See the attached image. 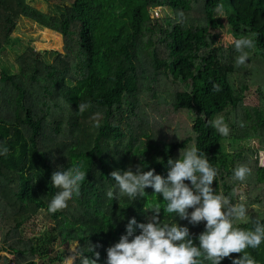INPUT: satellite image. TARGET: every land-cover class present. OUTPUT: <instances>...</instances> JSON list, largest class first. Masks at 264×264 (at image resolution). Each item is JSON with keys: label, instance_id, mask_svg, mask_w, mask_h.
Returning <instances> with one entry per match:
<instances>
[{"label": "trees", "instance_id": "obj_1", "mask_svg": "<svg viewBox=\"0 0 264 264\" xmlns=\"http://www.w3.org/2000/svg\"><path fill=\"white\" fill-rule=\"evenodd\" d=\"M39 1H55L59 15L43 14L25 0H0V54L13 41L21 18L61 35L64 45V54L27 48L15 57V72L0 64V146L9 149L0 156V233L6 230L0 237V264H64L75 240L85 252L99 245L94 247L100 253L97 264H104L105 248L124 233L129 217L145 222L143 212L158 206L161 223H174V214L164 210L151 188L131 205L123 196L109 199L110 173L129 166L134 171L141 164L144 171L165 176L168 159H182L191 144L218 169L212 184L216 192L236 203V187L252 188L255 198L246 206L259 210L250 220L264 218V166L257 163L258 152H264V85L257 83L256 89L250 76L257 70L247 68L258 63L260 76L264 71V0ZM217 4L224 17H216ZM158 8L172 16L152 19L150 13ZM253 33L258 35L255 47L247 50L248 64L237 67L239 53L232 41ZM53 55L57 58L50 62ZM253 89L255 102L245 104ZM83 102L89 107L80 112L76 107ZM160 105L189 120L183 139L171 140L155 129L154 110ZM146 106L151 109L147 115ZM219 116L229 125L228 137L209 126ZM252 140L258 147L245 149L243 143ZM225 142L241 144L240 150L225 153ZM75 165L86 171L79 194L66 208L47 213L58 191L51 173ZM239 165L250 169L244 182L232 179ZM39 212L47 226L32 238H21ZM177 223L187 226L197 243L203 222L192 226L177 218ZM247 251L264 264V244Z\"/></svg>", "mask_w": 264, "mask_h": 264}, {"label": "clouds", "instance_id": "obj_2", "mask_svg": "<svg viewBox=\"0 0 264 264\" xmlns=\"http://www.w3.org/2000/svg\"><path fill=\"white\" fill-rule=\"evenodd\" d=\"M214 11L216 17L225 15L220 4ZM179 15L182 17L183 14ZM257 35L233 39L232 47L239 53L235 58L237 67L247 66V50L255 47ZM215 90L219 91V86H215ZM88 107L89 102H83L76 108L83 112ZM209 126L222 137L230 135L229 125L222 116L212 120ZM8 153L6 146H0V156L6 157ZM144 168L138 164L134 171L131 166L124 171H112L113 186L107 191V197L117 201L123 196L131 205L134 200L145 197V188H151L164 202V210L174 214V223H161L158 206L143 212L145 222L129 217L124 224V233L105 248L104 264H221L225 258H229L231 264H257L247 250L258 249L264 244V218L250 220L246 203H234L229 195L216 192L212 184L218 179V169L209 163L200 148L191 144L183 151L182 159L169 158L165 176L154 174L151 168L144 171ZM249 174L247 166L239 165L232 170V179L244 182ZM85 176L86 171L79 165L52 172L50 183L58 191L48 201L47 213L66 208L68 201L79 194ZM177 218L192 226L203 222V231L195 237L197 243L193 242L189 228L178 224ZM240 222L252 226L239 227ZM94 247L99 245H89L85 252L75 240L69 245L70 255L64 258L65 264H75L77 260L78 264H97L100 253ZM232 253L240 255L231 257Z\"/></svg>", "mask_w": 264, "mask_h": 264}, {"label": "rangeland", "instance_id": "obj_3", "mask_svg": "<svg viewBox=\"0 0 264 264\" xmlns=\"http://www.w3.org/2000/svg\"><path fill=\"white\" fill-rule=\"evenodd\" d=\"M26 3H28L30 6L35 8L36 10L40 11L43 14L50 15V16H58L59 15V8L56 5L55 1L50 2H43L39 0H25ZM65 6H68V4H65ZM152 19H160L163 17H171V13L166 10L163 11L162 9H155L150 13ZM221 22L224 25L222 33H226L228 28L227 25H225V19L221 18ZM47 29H44L26 19L21 18L16 25V28L13 30L11 34V38L13 41L9 43V45L6 46L5 51L3 54H0V64L8 68L11 72H15L16 65H15V57L24 53V51L27 48H32L34 51L38 52H48L50 50L52 51H58L62 54H64L63 49V39L62 36L59 34H55L53 32H46ZM50 31V30H48ZM62 56V55H61ZM57 57L55 55L49 56L48 60L50 62H54V59ZM60 60H62V57H60ZM248 70L253 72L254 70H257V73L255 75H252V80L254 82V87L257 89L258 85L263 86L264 85V71L261 72V76L259 74V70H262V67L258 63H254L253 65H250L247 67ZM156 89H162L160 86H158ZM255 89L252 91H249L246 94V98L244 103H252L255 102V100H252V93ZM263 90V88L261 89ZM161 105L159 106V110H154V113L156 115V123L154 125L155 129L159 131L158 133L168 135L171 140H177V139H183L190 130V122L185 118L183 114L177 115L170 112V109H161ZM151 112L150 107L146 106L144 107L143 114H149ZM159 115V116H157ZM243 146L245 149H252L254 150L256 147H258V143L256 141H247L243 143ZM241 144L231 145L229 142L223 143V150L227 154H231L234 150H240ZM249 165L253 164V158L251 157V154H249ZM257 163L259 166H264V152H258L257 155ZM249 176V175H248ZM255 191L251 188L246 187L244 184L236 187L234 190V197L236 199V202H244L247 203L249 200H254ZM259 210L257 206L254 208L249 209L248 208V214L254 213V211ZM252 216V215H250ZM35 218L34 225H27L23 229V234H21V238L28 239L32 238L34 235H37V233L40 230L44 229V225L47 226L48 222L46 221V216L44 212H39L38 215ZM6 233V230L2 231L0 234H2L0 237L3 238V235ZM60 248V247H59ZM56 250H58L57 247H55ZM70 252L68 251L67 254ZM5 255V254H2ZM65 264V262H64Z\"/></svg>", "mask_w": 264, "mask_h": 264}]
</instances>
